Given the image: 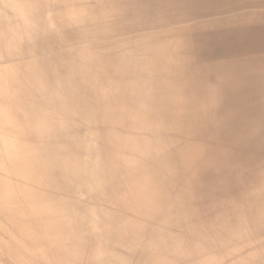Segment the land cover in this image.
<instances>
[{"label":"bare ground","instance_id":"obj_1","mask_svg":"<svg viewBox=\"0 0 264 264\" xmlns=\"http://www.w3.org/2000/svg\"><path fill=\"white\" fill-rule=\"evenodd\" d=\"M0 264H264V0H0Z\"/></svg>","mask_w":264,"mask_h":264},{"label":"rangeland","instance_id":"obj_2","mask_svg":"<svg viewBox=\"0 0 264 264\" xmlns=\"http://www.w3.org/2000/svg\"><path fill=\"white\" fill-rule=\"evenodd\" d=\"M74 206H75V204L72 203V204L70 205V209L72 210V209L74 208Z\"/></svg>","mask_w":264,"mask_h":264}]
</instances>
